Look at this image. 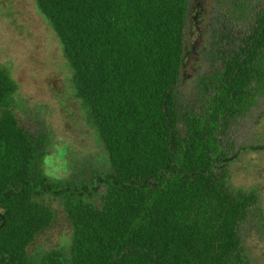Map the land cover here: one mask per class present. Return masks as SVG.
I'll use <instances>...</instances> for the list:
<instances>
[{
  "label": "trees",
  "instance_id": "16d2710c",
  "mask_svg": "<svg viewBox=\"0 0 264 264\" xmlns=\"http://www.w3.org/2000/svg\"><path fill=\"white\" fill-rule=\"evenodd\" d=\"M221 1L208 48L218 66L198 75L199 106L186 110L189 0H34L104 159L77 165L42 126L22 127L0 72V264H251L238 226L256 196L230 188L239 151L226 134L264 88V0ZM59 146L65 177L47 169ZM52 200L67 241L37 260L25 249L50 226Z\"/></svg>",
  "mask_w": 264,
  "mask_h": 264
},
{
  "label": "rangeland",
  "instance_id": "374dc122",
  "mask_svg": "<svg viewBox=\"0 0 264 264\" xmlns=\"http://www.w3.org/2000/svg\"><path fill=\"white\" fill-rule=\"evenodd\" d=\"M224 8L229 7L221 0H189V19L183 29V43L188 51L176 86L183 109L198 108V75L210 73L218 66L208 48L215 18ZM244 24L241 20L237 30ZM0 72L13 84L4 106L15 114L22 127L33 131L42 126L53 145L67 144L70 162H89L94 166L102 162V145L74 95L71 69L59 40L37 11L34 0H0ZM226 138L231 151H239L228 166L230 188L256 196L238 226L241 246L251 264H264V148H247L264 145V88L254 103L231 122ZM52 144L48 147L50 154ZM60 148L49 156L51 164L47 169L65 177L69 170H63L62 165L58 168V159L61 161L65 155ZM49 206L53 211L50 226L42 229L25 249L27 256L32 254L37 260L67 241L63 234L67 222L60 205L52 200Z\"/></svg>",
  "mask_w": 264,
  "mask_h": 264
}]
</instances>
